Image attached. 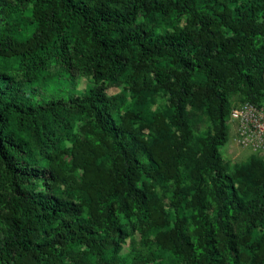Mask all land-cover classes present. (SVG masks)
<instances>
[{"label":"trees","instance_id":"16d2710c","mask_svg":"<svg viewBox=\"0 0 264 264\" xmlns=\"http://www.w3.org/2000/svg\"><path fill=\"white\" fill-rule=\"evenodd\" d=\"M262 67L264 0H0V264H158L148 245L124 249L136 232L176 264H264V175L236 184L218 151L227 93L255 104ZM75 71L89 77L80 96ZM122 82L137 99L162 93L169 118L107 95ZM194 102L214 122L199 153ZM62 107L84 138L67 121L62 137L44 132ZM168 183L174 221L161 232L155 186Z\"/></svg>","mask_w":264,"mask_h":264},{"label":"rangeland","instance_id":"374dc122","mask_svg":"<svg viewBox=\"0 0 264 264\" xmlns=\"http://www.w3.org/2000/svg\"><path fill=\"white\" fill-rule=\"evenodd\" d=\"M75 77L77 78L75 82L76 89L72 93L74 96H80L82 95L84 89L88 86L89 77L86 74L82 72L78 73L77 71H75ZM256 80L260 84L259 93L263 94V97L260 98L255 103V105L263 108L264 110V67L258 69L256 73ZM50 90H53V86L50 87ZM60 90L61 92H56V94L63 96L64 90ZM107 95L116 97L117 99H122L127 105V108L129 107L137 115L143 116V113L146 114L147 112H155L164 115L165 118L168 119L171 114V109L168 107L166 97L160 92L143 91L140 93V95H138L137 99V96L133 95L129 90L128 84L122 82L116 87L109 88L107 90ZM244 100L245 98L239 90V86L233 90H230V92L227 93V110H230L236 107L238 104L245 102ZM142 101L144 103H142ZM224 118L226 141L218 149L219 155L222 159V164L226 172L235 178L236 184H241L244 182L249 184L251 183V180L253 181L260 175H264V152H253L252 150L242 146L238 141L235 127L230 121L229 116L226 115ZM186 119L192 134V148L194 151L199 153L202 142L206 137L210 136L214 130V122L209 108L206 105L196 102L189 104L186 107ZM66 121L73 129L75 128L74 133L77 137L84 138L82 132L78 130L80 125L79 117L78 115L76 116L75 111L69 107L56 108L54 111H51L49 116L44 117V132L49 136L53 135L55 137H62V135L66 133ZM23 123L25 124L24 127H27L29 130H31L30 133L34 132L35 134L36 132H39V122L30 120ZM27 136L28 135L25 132V129L18 130L14 128L12 132L13 141L17 140L18 137L23 138L26 141L28 139ZM63 143L64 146H69V142L64 141ZM62 162L64 166H67V168L70 167V157L67 154L63 156ZM0 171H2L1 167ZM191 183L192 182L188 170L184 169L182 186L184 188H189ZM25 186L29 190L39 187L35 186V184L26 182ZM172 191V183H168L165 186H155V192L160 201H162L165 205V210L169 216L168 227H163L161 232H164L165 229L170 228L174 221L173 211L171 208H169ZM185 213H187V211H185ZM259 236V229H255L253 239L257 241ZM148 238L149 240H152L151 235H148ZM129 245H132L135 250L143 254L146 253L145 249L146 245H148L151 252L154 254V263L176 264V262L172 259L173 257H171L165 250L156 246L153 241L151 244L145 243L138 232L134 233L132 237L128 238L126 245L123 246L124 249L127 250Z\"/></svg>","mask_w":264,"mask_h":264},{"label":"built area","instance_id":"2783aa9c","mask_svg":"<svg viewBox=\"0 0 264 264\" xmlns=\"http://www.w3.org/2000/svg\"><path fill=\"white\" fill-rule=\"evenodd\" d=\"M229 119L242 146L253 152H264L263 108L250 102H242L230 110Z\"/></svg>","mask_w":264,"mask_h":264}]
</instances>
